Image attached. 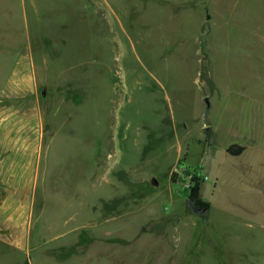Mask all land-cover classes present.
<instances>
[{
  "label": "rangeland",
  "instance_id": "1",
  "mask_svg": "<svg viewBox=\"0 0 264 264\" xmlns=\"http://www.w3.org/2000/svg\"><path fill=\"white\" fill-rule=\"evenodd\" d=\"M23 56L36 264H264V0H0V93Z\"/></svg>",
  "mask_w": 264,
  "mask_h": 264
},
{
  "label": "crops",
  "instance_id": "2",
  "mask_svg": "<svg viewBox=\"0 0 264 264\" xmlns=\"http://www.w3.org/2000/svg\"><path fill=\"white\" fill-rule=\"evenodd\" d=\"M26 59L16 60L0 93V264H36L41 248L43 228L34 226L47 195L50 138L45 144L34 71Z\"/></svg>",
  "mask_w": 264,
  "mask_h": 264
},
{
  "label": "water",
  "instance_id": "3",
  "mask_svg": "<svg viewBox=\"0 0 264 264\" xmlns=\"http://www.w3.org/2000/svg\"><path fill=\"white\" fill-rule=\"evenodd\" d=\"M204 103V116L206 115L208 109H209V104L208 100L206 98L203 99ZM204 132H207V129H204ZM153 184L155 185L156 183L152 181ZM185 206L188 210V212L192 215L198 216L200 218H205L208 214V207H198L196 206L190 199H186Z\"/></svg>",
  "mask_w": 264,
  "mask_h": 264
},
{
  "label": "trees",
  "instance_id": "4",
  "mask_svg": "<svg viewBox=\"0 0 264 264\" xmlns=\"http://www.w3.org/2000/svg\"><path fill=\"white\" fill-rule=\"evenodd\" d=\"M237 150L239 151L240 149H237ZM188 192H189L188 199H190L196 206H198V207H205L206 206L197 200L198 187L196 184L189 187Z\"/></svg>",
  "mask_w": 264,
  "mask_h": 264
}]
</instances>
